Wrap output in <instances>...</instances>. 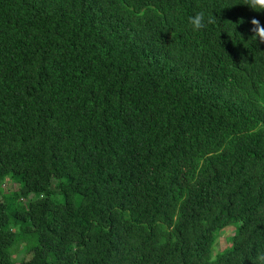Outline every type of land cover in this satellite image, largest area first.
<instances>
[{"label": "trees", "instance_id": "16d2710c", "mask_svg": "<svg viewBox=\"0 0 264 264\" xmlns=\"http://www.w3.org/2000/svg\"><path fill=\"white\" fill-rule=\"evenodd\" d=\"M245 3L0 0V264H253L264 12ZM199 11L217 19L194 32Z\"/></svg>", "mask_w": 264, "mask_h": 264}, {"label": "clouds", "instance_id": "9594fccd", "mask_svg": "<svg viewBox=\"0 0 264 264\" xmlns=\"http://www.w3.org/2000/svg\"><path fill=\"white\" fill-rule=\"evenodd\" d=\"M244 5L256 12H264V0H246ZM216 19L214 15L206 16L204 11H199L188 17V23L194 32H199L206 29L208 25L214 24ZM240 23H244V21L241 20ZM250 24L252 25L250 39L255 41L257 45L264 44V24L256 17L250 20ZM253 264H264V252H259L254 257Z\"/></svg>", "mask_w": 264, "mask_h": 264}, {"label": "rangeland", "instance_id": "374dc122", "mask_svg": "<svg viewBox=\"0 0 264 264\" xmlns=\"http://www.w3.org/2000/svg\"><path fill=\"white\" fill-rule=\"evenodd\" d=\"M4 184H6V186H7V188H6L7 192L8 191L14 192V191H17V189H18L17 184L13 183V180H11V177H9V176L5 179ZM233 233H234V227L233 226H229V227H227L221 231V234L217 239V243H216V245H214V247L212 249L213 255H215L218 251H220V249L222 250L227 245L225 240L229 236H231ZM26 257H27V255H25L23 253V251L20 250L16 253V255L14 256L13 259H15V261H17V260H20V259L26 258Z\"/></svg>", "mask_w": 264, "mask_h": 264}]
</instances>
